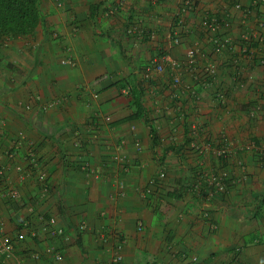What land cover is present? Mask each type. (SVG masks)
<instances>
[{"label": "crops", "instance_id": "0c3cea01", "mask_svg": "<svg viewBox=\"0 0 264 264\" xmlns=\"http://www.w3.org/2000/svg\"><path fill=\"white\" fill-rule=\"evenodd\" d=\"M184 1L39 0L35 34L0 49V244L13 246L0 264H115L119 246L121 264H264V46L241 54L264 40V0ZM228 8L216 50L205 18ZM190 48L218 81L148 71ZM136 85L161 150L190 140L179 156L161 162L149 124L127 120ZM215 168L227 191L207 203L197 183Z\"/></svg>", "mask_w": 264, "mask_h": 264}, {"label": "trees", "instance_id": "16d2710c", "mask_svg": "<svg viewBox=\"0 0 264 264\" xmlns=\"http://www.w3.org/2000/svg\"><path fill=\"white\" fill-rule=\"evenodd\" d=\"M234 4H235V1L234 2L232 1L230 3V6ZM229 11L230 9L228 8V9H225L223 13L222 11H220L219 14H207V17L205 18V22H207L208 25L213 23L214 20H217L221 24V26L215 32H211L207 30L206 31L207 33L205 36L206 39L207 38L210 39V37H214L212 39H217L222 36L227 37L226 32L224 33L223 31L230 29V27L232 26L231 14ZM242 11L245 14L247 12L245 8H242ZM250 13L251 12L248 13L249 16H250ZM41 18L42 17H41V12L39 8V0H0V42L2 43V42H6L7 40H11L13 38L28 37V36L34 35L42 21ZM225 20H228V21L231 20L230 27L228 28L225 27V23H224ZM213 33H215V35H213ZM243 42L244 43L241 47V54L244 55V57L252 56L253 49H255V47L257 48L259 44L264 46V40H256V38L254 39L253 37L252 39L249 38L248 40L245 38ZM214 48L216 50L222 49L221 47L219 48V46H217L216 44ZM243 49L244 50L246 49V51L243 52ZM263 54H264V51H263ZM199 60H200V57L198 55L196 69L199 71L198 76H200L201 78L199 77L200 78L199 80H195L197 82V85H203V81H205V79L203 78L205 75L208 77L207 79L208 83L211 82L212 84H214L216 81H218L220 71L222 70V66L219 63H216L217 61H215V67H214L215 73L209 75L208 72L206 71V67L205 66L203 67V65H200ZM262 60L264 61V55H263ZM235 77L237 78V75H235ZM144 96H145V90L142 85H136L135 87H133L134 106L136 110L131 116L127 118V120L131 121V120L144 119L146 124H149L150 129H151V136L153 139L154 148L159 149L161 151L160 152L161 162H164L167 156L172 152L179 156L180 153H182L184 149L187 148V146L191 144L190 140L184 141L182 143L172 142L169 148H165L161 150L160 146L162 145V143L160 141V135L158 134L156 128L151 124L150 120L148 119L145 104H144ZM253 142H255L256 148L261 146L259 141H253ZM228 144L229 143H227V145ZM228 146L231 148L230 145ZM228 155H230V153H228ZM178 158L182 160L180 157ZM218 158H219V162L221 160L223 162L228 160V158L224 156L218 157ZM211 174L212 172H209V173L201 172L200 176L202 178L197 183V185H199V190L201 189L200 191L201 195L204 198H208L207 196L208 191L214 188L213 185H210L208 181L209 176ZM222 181L225 183V185H227L224 177H222ZM225 195H226V192L219 193L217 194V196L215 195L211 199V201H213L214 199L218 197L225 196ZM262 204L264 205V194L262 195Z\"/></svg>", "mask_w": 264, "mask_h": 264}, {"label": "built area", "instance_id": "2783aa9c", "mask_svg": "<svg viewBox=\"0 0 264 264\" xmlns=\"http://www.w3.org/2000/svg\"><path fill=\"white\" fill-rule=\"evenodd\" d=\"M197 10V4L194 0H185L184 2H182V7H181V12L182 13H187V12H196ZM180 21V24H183V21L184 19L183 18H180L179 19ZM225 23V27H230L231 26V20H225L224 21ZM221 26V24L217 21V20H214L213 23H211L210 25H208V28L206 29V31H211V32H215L217 31V29ZM247 40L249 38H246ZM210 41H214L215 44L217 46H219V48L221 47V44H220V41L219 39H212L210 38L209 39ZM172 43L175 44V45H179L181 44V36L179 35H176L175 37H172ZM8 40L7 42H2L0 44V49L5 47L6 45H8ZM246 51V49L244 50L243 49V52ZM200 54V51L197 49V48H190L187 52V61H185V64H181L175 60H173L171 57H169L168 55H164L160 58V60L156 61V63L153 65V66H150L148 71H155L156 73H164L166 72L167 68L168 67H171V68H179V69H183L184 67H187V70L193 75L194 79L195 80H199L201 77L198 76V70L196 69V65H197V56ZM62 64H65V65H71V66H75V62L71 59L69 60H64L62 61ZM241 67V66H240ZM206 71L208 72L209 75L211 74H214L215 71H214V67L211 66V67H207L206 68ZM200 77V78H199ZM205 80L208 79V77L205 75L204 78ZM179 81L176 80V83H178ZM208 83V82H207ZM206 83V84H207ZM195 96L197 97V93L194 92ZM193 132H195V134L197 133V127H193ZM193 148L196 149V150H204L203 147H199L197 143H194L193 145ZM210 148V147H209ZM245 149L248 150V151H253V150H256V145H255V142L251 141L249 144H247L245 146ZM230 147L227 145V143H220V145L217 147L216 149V155L218 157H226L228 158V153H230ZM166 175L165 173H162L161 174V178H164ZM210 185H213V189H210L208 191V198H206L207 200V203H209L211 201V199L219 194V193H225L227 190L226 188V185L225 183L222 181V177L217 174H211L209 176V179H208ZM204 215L206 217H209V213L208 212H205ZM82 228H85V226L83 225ZM120 249H121V246H119V250L118 252L115 254V256L113 257V262L115 264H121L122 261H123V255L122 253L120 252ZM52 249H49L48 252H51ZM0 253H4V254H7L8 257H11L13 255V246L12 244H10L9 242H3L2 244H0ZM58 259L61 258V256L59 255L57 257Z\"/></svg>", "mask_w": 264, "mask_h": 264}, {"label": "rangeland", "instance_id": "374dc122", "mask_svg": "<svg viewBox=\"0 0 264 264\" xmlns=\"http://www.w3.org/2000/svg\"><path fill=\"white\" fill-rule=\"evenodd\" d=\"M241 76L242 77L239 80L240 85L242 86L241 88H246V90L250 89V86L252 87V83H253L252 79L245 78V76L243 74ZM255 78H257V77H255ZM255 78L253 80H255ZM234 82H236V81H234ZM257 82H258V80H257ZM217 158H218V156H217ZM218 160H219V158H218ZM219 169L218 168H215L214 170H212V173H215V174H218V175L222 176L220 174V170Z\"/></svg>", "mask_w": 264, "mask_h": 264}]
</instances>
